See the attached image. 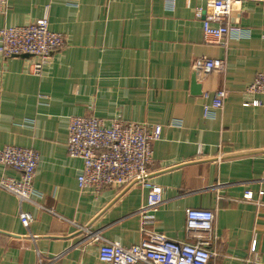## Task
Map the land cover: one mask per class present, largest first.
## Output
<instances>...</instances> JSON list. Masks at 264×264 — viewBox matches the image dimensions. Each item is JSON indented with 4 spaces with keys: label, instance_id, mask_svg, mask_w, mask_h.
Returning <instances> with one entry per match:
<instances>
[{
    "label": "crops",
    "instance_id": "crops-1",
    "mask_svg": "<svg viewBox=\"0 0 264 264\" xmlns=\"http://www.w3.org/2000/svg\"><path fill=\"white\" fill-rule=\"evenodd\" d=\"M7 1L0 28L30 24L46 12L49 29L64 36L65 46L39 75L27 72L31 58L0 56V148L38 154L35 201L56 215L0 189V264H37L39 258L104 264L73 224L123 247L143 237L137 211L146 204L144 190L79 191L82 162L65 148L72 116L159 126L150 180L161 188L163 203L148 228L192 242L186 210L211 211L212 264H254L255 256L264 264V95L245 93L264 74V6L236 8L231 35L219 42L205 38L194 15L205 0ZM199 58L223 60L224 73L198 80L191 66ZM219 90L226 92L223 106L205 118L203 105ZM3 177L18 174L0 166ZM20 212L32 216L28 227Z\"/></svg>",
    "mask_w": 264,
    "mask_h": 264
},
{
    "label": "built area",
    "instance_id": "built-area-1",
    "mask_svg": "<svg viewBox=\"0 0 264 264\" xmlns=\"http://www.w3.org/2000/svg\"><path fill=\"white\" fill-rule=\"evenodd\" d=\"M205 8L194 10L202 22L205 38L225 41L231 35L230 16L245 2L264 6V0H205ZM8 10V1L0 0V16ZM65 46L62 34L49 29L48 15L24 26L0 28V56L31 58L27 72L39 75L54 52ZM192 71L198 80L209 74H223L225 62L219 59L199 58L193 61ZM245 93L264 95V74H257L246 87ZM210 94L205 92L204 99ZM210 104L203 105V116L209 118L212 110L221 109L226 96L224 90L212 94ZM254 104V103H252ZM256 104V102H255ZM161 138L159 126L115 119L105 122L94 116H72L68 119L65 148L68 157L80 159L81 172L77 177L81 192L98 193L104 189L124 190L138 187L146 192V204L137 214L141 220L143 237L138 244L123 247L105 239L98 232H91L73 224L83 236L81 241L97 246V258L104 264H212L215 254L211 252V235L214 232V214L207 210L188 209L185 212V234L192 242L174 241L148 228L152 226L155 213L163 203L162 190L150 180L152 143ZM39 162L38 154L30 148L5 146L0 148V166L18 174V178H0V189L18 199L55 215L35 201L38 195L33 180ZM244 200H251L245 193ZM56 216V215H55ZM32 216L20 212L19 221L24 227L32 222ZM39 258L37 264H44ZM258 264V259H253Z\"/></svg>",
    "mask_w": 264,
    "mask_h": 264
},
{
    "label": "water",
    "instance_id": "water-1",
    "mask_svg": "<svg viewBox=\"0 0 264 264\" xmlns=\"http://www.w3.org/2000/svg\"><path fill=\"white\" fill-rule=\"evenodd\" d=\"M24 58H26L27 56H23ZM192 88H193V93L195 95H199L200 94V85L197 84L194 79L192 80Z\"/></svg>",
    "mask_w": 264,
    "mask_h": 264
}]
</instances>
